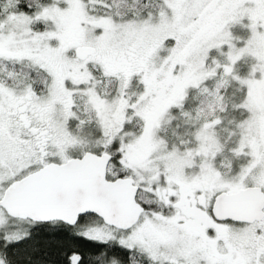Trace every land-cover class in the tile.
<instances>
[{"label":"snow or ice","instance_id":"snow-or-ice-1","mask_svg":"<svg viewBox=\"0 0 264 264\" xmlns=\"http://www.w3.org/2000/svg\"><path fill=\"white\" fill-rule=\"evenodd\" d=\"M0 264H264V0H0Z\"/></svg>","mask_w":264,"mask_h":264},{"label":"trees","instance_id":"trees-1","mask_svg":"<svg viewBox=\"0 0 264 264\" xmlns=\"http://www.w3.org/2000/svg\"><path fill=\"white\" fill-rule=\"evenodd\" d=\"M80 243H81V244H84L85 242L81 241Z\"/></svg>","mask_w":264,"mask_h":264}]
</instances>
